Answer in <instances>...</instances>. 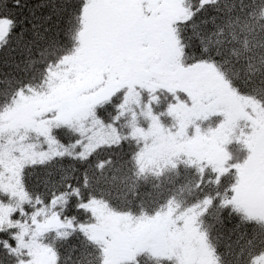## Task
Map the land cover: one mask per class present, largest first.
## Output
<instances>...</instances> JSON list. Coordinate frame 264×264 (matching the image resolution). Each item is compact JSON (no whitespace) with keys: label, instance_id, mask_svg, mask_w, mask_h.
I'll return each instance as SVG.
<instances>
[{"label":"trees","instance_id":"obj_1","mask_svg":"<svg viewBox=\"0 0 264 264\" xmlns=\"http://www.w3.org/2000/svg\"><path fill=\"white\" fill-rule=\"evenodd\" d=\"M162 1L141 0L142 24L159 22ZM90 2L0 0V132L7 116L35 114L85 75L75 59ZM179 7L184 17L161 23L176 66L214 70L241 109L209 111L202 94L194 109L196 100L159 73L100 98L127 76L109 72L77 90L81 109L67 120L41 111L40 130H14L11 141L27 151H14L11 168L0 165V264H37L40 249L50 264H260L264 230L234 197L258 130L245 117L251 105L264 110V0ZM149 59L139 62L145 73ZM162 139L170 151H158ZM203 146L221 151L204 158ZM115 236L130 242V259L112 261L106 243Z\"/></svg>","mask_w":264,"mask_h":264},{"label":"rangeland","instance_id":"obj_2","mask_svg":"<svg viewBox=\"0 0 264 264\" xmlns=\"http://www.w3.org/2000/svg\"><path fill=\"white\" fill-rule=\"evenodd\" d=\"M179 2L180 0H163L159 5L163 13L159 22L142 24L139 7L141 0H91L86 10L83 49L75 59V62L81 66L80 70L84 72L86 69L87 72L79 76L76 85L73 83L68 86L69 89H57L54 93L57 94L47 104L35 109V114L15 113L7 116L4 130L0 132V165L6 169L11 168V164L27 151L26 148L17 147L11 141L15 129L31 127L33 130H40L36 123L40 116L38 113L41 111L43 113L58 111L63 120H67L81 109L82 92L79 93L77 90L85 89V85L89 83L99 84L104 73L110 72L114 76L115 73L121 75L123 72L127 76L125 78L121 76V80L101 88L100 98L109 96L114 89L127 85L130 81H144L149 75L159 73L168 80L170 87L183 89L196 100L194 102L197 105H193L194 109L198 110V107L202 106L198 104L201 103L199 94L206 96L201 98L208 101L209 111L219 110L228 113L236 107L240 108L241 99L214 70L202 65L187 69L176 66L172 34L161 23L184 17ZM147 58H150L147 66L152 70L145 73L139 62L142 65ZM86 94L93 96L91 92ZM251 107V112L254 114L246 116L245 119L249 118L257 123L256 143L244 164H239L242 170L239 173L234 198L247 220L260 225L264 230V110L257 105ZM182 131L184 133V130ZM156 132L161 134L158 129ZM23 138L24 136L18 137L19 140ZM200 138L204 140L202 136ZM166 143L162 139L158 151H170L171 147ZM14 151L20 155H16ZM199 151L204 158H209L216 155V151L221 150L216 149L215 146H203ZM243 160L244 158L240 156V161ZM257 225L255 226L258 227ZM256 227L254 229H257ZM91 237L100 240L95 234H91ZM106 245L113 262L132 257L131 245L126 238L115 236ZM27 249L34 252L32 246ZM258 257H261L260 264H264V252ZM35 258L37 264L52 263L50 253L44 249H40ZM192 264H210V262L206 259Z\"/></svg>","mask_w":264,"mask_h":264},{"label":"water","instance_id":"obj_3","mask_svg":"<svg viewBox=\"0 0 264 264\" xmlns=\"http://www.w3.org/2000/svg\"><path fill=\"white\" fill-rule=\"evenodd\" d=\"M263 172H264V168H263Z\"/></svg>","mask_w":264,"mask_h":264}]
</instances>
